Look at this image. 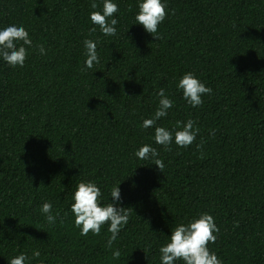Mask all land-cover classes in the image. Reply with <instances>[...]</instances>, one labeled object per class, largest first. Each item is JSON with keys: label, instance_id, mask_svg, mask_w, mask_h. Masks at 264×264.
Listing matches in <instances>:
<instances>
[{"label": "trees", "instance_id": "trees-1", "mask_svg": "<svg viewBox=\"0 0 264 264\" xmlns=\"http://www.w3.org/2000/svg\"><path fill=\"white\" fill-rule=\"evenodd\" d=\"M103 2L0 0V30L23 26L32 40L22 68L0 57V264H161L172 230L202 213L219 228L208 247L222 264H264V0H163L157 40L136 23L142 0H113L117 32L105 36L90 20ZM86 39L100 59L90 69ZM187 72L212 89L202 106L178 87ZM161 88L173 106L145 129ZM190 119L193 144L155 142V127L174 136ZM145 144L163 172L136 157ZM80 182L96 183L102 205L119 186L117 205L133 209L111 248L108 224L87 236L75 226Z\"/></svg>", "mask_w": 264, "mask_h": 264}, {"label": "clouds", "instance_id": "clouds-1", "mask_svg": "<svg viewBox=\"0 0 264 264\" xmlns=\"http://www.w3.org/2000/svg\"><path fill=\"white\" fill-rule=\"evenodd\" d=\"M93 9L98 7L97 3L91 4ZM139 11L135 17L136 23L144 27L145 31L152 34L157 40L159 39L158 27L163 23L168 15L167 6L163 0H142L138 5ZM119 11L118 5L113 0H104L103 10L93 11L90 14V20L97 25L105 36H113L116 34V25L118 20L114 14ZM92 32L96 28L91 29ZM22 41L23 44L17 47V42ZM32 46V40L29 33L23 26L10 25L0 30V57L11 67H23L28 57L27 48L24 46ZM86 49V68L94 67V64L100 62L97 52V43L93 40L84 41ZM41 55L46 54L43 45L39 46ZM178 87L183 90V98L192 107L202 106L204 95H210L212 89L206 87L192 72L183 75L178 83ZM159 107L154 117L145 119L142 127L147 129L156 125V122L167 115L168 109L173 106V101L165 95V90L161 88L158 92ZM195 121L188 120L176 122V130L173 132L165 127H155V142L164 146L165 150H170V145L175 139V143L179 147H188L193 144L199 133V128L194 127ZM203 141L197 145V149H202ZM136 157L141 160L153 159L154 164L163 172L165 167L163 161L159 158V152L150 145H143L135 153ZM103 193L95 182H80L74 193V203L71 205V211L75 216V226L79 228L82 236H87L89 232L93 235H100L101 229L108 224V231L111 233L107 241V246L112 247L116 241L121 229L129 222L132 208L119 207L116 202L120 201V188L113 186L110 196L113 203L102 205ZM41 212L46 214L47 222L52 225L56 222V215L52 214V204L45 202L41 207ZM58 215V214H57ZM238 226V225H236ZM219 228L217 227L212 215L202 213L197 219L190 221L188 224L181 223L171 232L170 241L162 246L159 251L161 253V264H175L176 261H183L184 264H222L216 253L210 251L209 243H215ZM33 256L38 258L39 251H34ZM119 250L113 252V258H120ZM28 257L20 254L13 257L9 264H25Z\"/></svg>", "mask_w": 264, "mask_h": 264}]
</instances>
